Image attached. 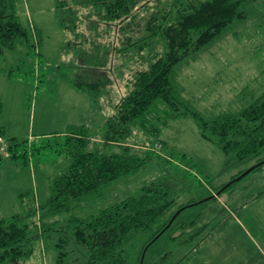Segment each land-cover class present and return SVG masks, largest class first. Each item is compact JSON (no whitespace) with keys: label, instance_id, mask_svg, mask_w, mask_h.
Wrapping results in <instances>:
<instances>
[{"label":"trees","instance_id":"trees-1","mask_svg":"<svg viewBox=\"0 0 264 264\" xmlns=\"http://www.w3.org/2000/svg\"><path fill=\"white\" fill-rule=\"evenodd\" d=\"M16 3L0 0V59L18 46H35L28 29L18 22ZM256 4V0L55 1L56 20L71 36L65 47L85 55L88 66L76 74L72 86L98 111L107 105L112 114L99 135L90 134L85 127H74L63 135L56 152L67 158L69 165L50 179L43 205L35 206L32 201L19 214L0 216V264H25L34 244L43 239L53 242L56 264H143L149 248L165 235L183 247L200 244L206 224L199 225L200 215L182 217L199 201L178 205L180 195L191 186L187 171L174 170L94 215L48 220L97 201L108 186L154 160L171 162L155 149L157 143L162 150L166 147L160 139L161 126L166 124L161 116L154 115L157 103L170 111L171 119L192 118L200 138L224 155V169L252 160L255 163L250 173L264 168V164L257 165L264 160V90L250 95L239 112L205 120L179 97L175 82V70L180 65L230 31L244 29L256 13ZM112 39L116 47H112ZM124 66L131 67L126 76L121 70ZM115 80L123 82L125 93L113 103ZM4 138L5 130L0 127V140ZM25 143L7 139L4 157L27 165L29 156L51 148L47 142L27 149ZM245 171L235 174L229 186L219 189L218 196ZM207 191V201L215 200L212 193L218 190ZM31 195L29 191L20 194V203Z\"/></svg>","mask_w":264,"mask_h":264},{"label":"rangeland","instance_id":"rangeland-1","mask_svg":"<svg viewBox=\"0 0 264 264\" xmlns=\"http://www.w3.org/2000/svg\"><path fill=\"white\" fill-rule=\"evenodd\" d=\"M55 1L17 0L18 22L28 29L35 46H18L14 52L6 51L0 59V127L5 130L0 154L3 155L10 138L27 141V149L47 142L51 145L50 149L46 147L29 156L27 165L11 162L3 155L0 216L5 218L21 213L29 202L33 201L35 206L46 202L50 179L69 165V160L56 152L65 133L74 127H85L90 134L99 135L106 118L112 114L107 105L98 111L72 86L76 74L88 66L85 55L65 47L71 36L56 20ZM256 1V13L244 29L230 31L175 70L179 97L205 120L239 112L250 95L264 90V0ZM111 43L112 47L117 46L114 39ZM112 61L114 65L115 57ZM129 68H121L124 76ZM112 87L111 102L125 93L123 82L115 80ZM157 104L154 115L161 116L166 124L161 126L160 133L166 147L162 150L161 145L156 146L158 143L155 147L171 162L154 160L134 175L108 186L97 201L48 222L94 215L134 196L141 187L174 170L191 173L190 189L180 195L178 205H186L193 199L202 202L208 198L207 190L219 191L235 174L254 165L252 160L224 169V155L200 138L192 118L171 119L170 111L162 103ZM153 125L159 127L157 121ZM28 191L32 195L20 203L19 195ZM216 197L192 204L182 213L184 218L200 215L199 225L206 224L198 246L183 247L178 240L172 241L165 235L149 248L143 264H264V168L234 183L219 200ZM56 256L53 242L43 239L34 244L33 254L25 264H56ZM182 257L186 258L181 261Z\"/></svg>","mask_w":264,"mask_h":264},{"label":"water","instance_id":"water-1","mask_svg":"<svg viewBox=\"0 0 264 264\" xmlns=\"http://www.w3.org/2000/svg\"><path fill=\"white\" fill-rule=\"evenodd\" d=\"M262 164H264V160H263L262 162H260L259 164H257V165L260 166V165H262ZM253 168H254V166L251 167V168H249V169H247V170H246L241 176H239L238 178H236L235 181H239L242 177L248 175V174L253 170ZM227 186H229V183H228L227 185H225V186L222 188V190H224ZM222 190H219V191L217 192L216 195H219L220 192H221ZM213 197H216V196L214 195ZM207 200H208V198H207V199H204L202 202H199V204H200V203H203V202H206ZM194 205H196V204H194ZM180 212H181V210H179V211H177V212L175 213V215L173 216L172 220L169 222V225H170V223L175 219V217L179 215ZM169 225H168V226H169ZM167 228H168V227H167ZM143 256H144V253H143V255H142V259H143Z\"/></svg>","mask_w":264,"mask_h":264},{"label":"crops","instance_id":"crops-1","mask_svg":"<svg viewBox=\"0 0 264 264\" xmlns=\"http://www.w3.org/2000/svg\"><path fill=\"white\" fill-rule=\"evenodd\" d=\"M209 191H210V189H209ZM210 192L212 193V192H214V191H210ZM212 195H214V194L212 193ZM219 197H221V195H220V196H217V197H216V200H219Z\"/></svg>","mask_w":264,"mask_h":264},{"label":"built area","instance_id":"built-area-1","mask_svg":"<svg viewBox=\"0 0 264 264\" xmlns=\"http://www.w3.org/2000/svg\"><path fill=\"white\" fill-rule=\"evenodd\" d=\"M156 146H159L160 147V145H156ZM155 149H157L156 147H155ZM158 150V149H157Z\"/></svg>","mask_w":264,"mask_h":264}]
</instances>
